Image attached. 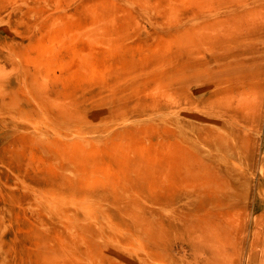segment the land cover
Segmentation results:
<instances>
[{
    "label": "rangeland",
    "instance_id": "rangeland-1",
    "mask_svg": "<svg viewBox=\"0 0 264 264\" xmlns=\"http://www.w3.org/2000/svg\"><path fill=\"white\" fill-rule=\"evenodd\" d=\"M0 264H264V0H0Z\"/></svg>",
    "mask_w": 264,
    "mask_h": 264
}]
</instances>
